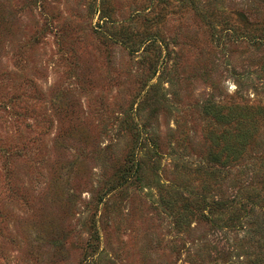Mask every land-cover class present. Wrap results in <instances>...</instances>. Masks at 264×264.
<instances>
[{
    "label": "rangeland",
    "instance_id": "rangeland-1",
    "mask_svg": "<svg viewBox=\"0 0 264 264\" xmlns=\"http://www.w3.org/2000/svg\"><path fill=\"white\" fill-rule=\"evenodd\" d=\"M248 24L264 0H0V264H229L243 233L182 210L180 165L204 163L203 103L264 107ZM150 97L157 156L123 181Z\"/></svg>",
    "mask_w": 264,
    "mask_h": 264
},
{
    "label": "trees",
    "instance_id": "trees-1",
    "mask_svg": "<svg viewBox=\"0 0 264 264\" xmlns=\"http://www.w3.org/2000/svg\"><path fill=\"white\" fill-rule=\"evenodd\" d=\"M248 26L246 39L251 47L264 49V28ZM249 74L264 83V56L258 71ZM262 86L264 89V84ZM239 87L241 84L238 90ZM155 98L149 99L148 113L138 108L129 115L126 128L130 132L131 147L126 151L127 166L119 177L123 181L131 177L142 181L143 168L152 155L157 156V135L148 129V119L157 110L159 102ZM151 99H154L153 104ZM199 111L209 120L204 163L194 170L185 165H180V169L187 175L195 174L201 178V192L186 189L182 210L188 215L203 209L206 213L200 214H207L215 229L235 234L242 231L241 238H234L237 242L231 256L229 254L231 259L226 261L229 264H264V107L206 101ZM225 183H229L227 187L231 186L234 192L231 197L225 190H219ZM212 186L219 191L218 200L208 198ZM172 191L171 197H177V189ZM172 203L175 206L176 200Z\"/></svg>",
    "mask_w": 264,
    "mask_h": 264
}]
</instances>
